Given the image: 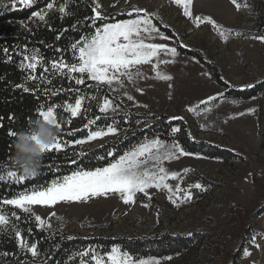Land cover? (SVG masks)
Listing matches in <instances>:
<instances>
[{"label": "rangeland", "instance_id": "rangeland-1", "mask_svg": "<svg viewBox=\"0 0 264 264\" xmlns=\"http://www.w3.org/2000/svg\"><path fill=\"white\" fill-rule=\"evenodd\" d=\"M98 2L101 10L111 12L129 11L130 6H136L154 13L156 21L169 26L166 34H178L180 41L189 46L187 49L200 52L235 87L264 80V42L250 38L258 34L264 0H244L248 7L239 10L231 0H193L194 15L213 18L227 40L211 25L202 23L197 27L194 20L183 15V6L173 0ZM236 32L244 35L237 37ZM154 42L176 46L175 41ZM178 52L174 62L160 64L158 68L161 75L171 76V80L157 78L152 65H142L139 70L144 78L132 82L125 80L124 88L115 94L133 107V102L122 95L126 90L140 105H147V108L133 107L138 112L182 116L196 139L230 149L244 160L203 155L206 158L181 157L165 162L164 166L170 171L180 173L177 180L167 181L173 188L179 185L187 189L197 182L204 186V191L193 189L191 201L177 200L173 204L166 189L153 188L149 189L151 199L138 193L132 204L123 203L116 195L96 197L87 202H61L51 208L32 206L31 212L43 218L55 212L52 218L61 221L58 226H64L73 236L150 238L162 233H201L193 249L180 256H171L170 261L164 257L143 258H154L161 264H264V235H257L259 249L248 243L252 235L264 234V212L261 211L264 207V93L246 101L226 98L211 105L209 112L191 113L188 111L190 105L226 90L217 83L215 72L196 55L182 49ZM162 58L173 60L172 57ZM137 88L143 89V94L137 92ZM249 109L255 111L249 112ZM114 137L109 135L89 144H101ZM185 168L190 171L183 172ZM49 222L46 220L45 228ZM242 247H248L251 256L237 257L243 252ZM104 260L108 264L107 257Z\"/></svg>", "mask_w": 264, "mask_h": 264}, {"label": "snow or ice", "instance_id": "snow-or-ice-1", "mask_svg": "<svg viewBox=\"0 0 264 264\" xmlns=\"http://www.w3.org/2000/svg\"><path fill=\"white\" fill-rule=\"evenodd\" d=\"M173 2L183 6V15L194 20L197 27L202 23L211 25L212 28L219 30L221 37L227 40V35L220 29V26L213 18L194 15L192 11L193 0H173ZM231 2L237 10L241 7H248L246 2L238 3V0H231ZM36 3L37 0H10V5L4 4L3 7L8 8L10 6L12 10L22 11L25 8H32ZM93 3L95 6L92 7V15L85 17V27L89 31L82 32L79 39H75L69 45L72 54L71 61L64 58V53L68 49L56 48L55 51L60 53L59 59L53 58L47 64L44 62L43 56L39 54V49L33 50L31 54L22 53L23 59L20 66L23 69L30 70L25 80H38L40 83L51 85L52 80L49 79V76H59L67 78L69 81L67 88L61 85L59 88L43 89L45 96H57L60 93L74 94V103L67 101L63 105L53 103L47 106L46 110L44 105H40L37 109L38 118L34 122L40 123L43 121L56 130L52 143L47 145L40 144L35 134H32L29 138L40 146L43 153L53 151L57 153L64 152L68 163L70 165H77L76 170L71 171L70 174L56 176L45 185L34 186L31 189L25 188L11 198L0 197V232L13 231L18 241L17 247L22 253L26 255L30 254L33 258L41 255L38 242L29 244L22 236L16 224L12 223L13 220L16 222L21 221V213L31 214L32 206L51 208L61 202H87L96 197L116 195L119 196L123 203L132 204L135 203L138 193H142L151 199L149 189L153 188L157 190L166 189L169 193L168 199L173 204H176L177 200L191 201L193 189L206 190L199 182L190 185L187 189H182L179 185L173 188L167 182L169 179L177 180L180 173L170 171L164 166L165 162L179 160L181 157L206 158L199 152L189 151L180 143L176 137V134L182 131L179 125L170 126L169 136L172 137L171 140L161 139L158 135L150 138L146 134L142 140L124 149L122 154H120V149L116 145L109 146L104 155L96 157L98 161H107L103 166L85 168L82 166V160L87 156V153L83 151L73 152L71 155L76 156V159H72L67 153V149L74 148L76 145H84L97 139H103L109 135L118 136L124 130L122 124L130 127L134 113L123 103L120 97L113 94L124 88L125 80L132 82L137 78H144L143 73L139 70V67L142 65H152L157 78L171 80V76L161 75L158 71L159 65L174 62V58L180 54L178 49H187L189 47L180 41L178 34L173 33L172 35H168L161 31L160 26L154 23L156 19L155 14L150 13L147 9L130 6L129 11L118 14L127 18L116 19L103 13L101 10L102 5L99 4L98 0H93ZM55 7L56 0H50L45 8L32 11L29 20L35 22L33 18H37L39 21L47 23L46 16L48 11L55 9ZM65 9L66 5H61L58 11L61 14H67ZM21 23L27 27L26 22L22 21ZM78 24H80L79 21L73 24L71 26L72 30H77ZM163 27L167 29L169 26L164 25ZM67 31L69 29L65 28L58 33L56 40H59L64 32ZM235 35L239 37L244 34L236 32ZM250 38L264 42V34L252 35ZM156 40L165 42L175 41L176 46L172 47L168 43L154 42ZM2 51L8 54L9 49L4 48ZM26 52L27 46L24 49V53ZM162 57H172L173 60L169 61ZM9 59H11V56H9ZM38 65L43 69L39 77L35 75ZM203 75L210 76L208 73H203ZM220 79H223V77ZM257 86L264 89V81L241 85L240 90H255ZM15 87L22 88L24 92H31L33 95L37 91H40L38 86L33 89L22 84ZM226 87H231V85L226 82ZM136 91L143 94V89L141 88H137ZM104 92L107 94L101 95ZM122 95L128 101L133 102V107L147 108V105H140L136 102L134 96L128 91H123ZM251 98L255 99L256 97L253 95ZM225 99L224 92H217L200 99L195 105H190L188 111L200 115L201 112L211 111V105L216 102H223ZM86 101L89 102L87 105ZM93 101L100 115L88 118V114L92 109L91 102ZM237 102L233 101V103ZM57 109H62L63 113H70V118L65 119L62 114L58 118ZM248 111L254 112L255 109H249ZM117 114L120 116L119 119L117 118ZM76 117L86 119L83 129L88 130L87 135L83 138L72 140L64 139V137H75L77 132L83 130L71 129L67 132L64 131L63 125H67L70 128L72 118ZM8 119L9 121H13L15 117L10 114ZM2 120L3 117H0V121ZM176 120L182 121L183 117H169V124L171 125V121ZM98 121H102L103 126L99 125ZM135 122L136 124H140L143 120L137 118ZM0 127H3L2 123H0ZM151 127V124H145L146 129H151ZM141 131H144V129H141ZM8 135L16 138L18 133L10 128ZM187 136L195 142V137L192 136L191 132L187 133ZM123 139L127 140L129 137L125 135ZM15 164L17 165L16 159ZM47 167L49 171L55 169L58 172L61 166L50 164ZM189 171L190 169H183L185 173ZM36 175V171L25 169L23 174H20L19 168L12 167L5 170L3 165H0V182H5L8 179L20 185L28 178L35 177ZM6 206L11 207L12 211L10 213ZM144 206L148 207L147 204ZM55 215V212H51L47 218L35 215L34 219L37 227H45L46 220L50 221ZM47 227L51 228L50 222L47 223ZM28 231L31 233V229H28ZM188 235L191 236L192 233L189 232ZM257 235L264 234L252 235L248 243L259 249L261 245L257 242ZM0 255H12L17 259V264H31L27 259L19 261L16 253H2ZM75 256L80 257L79 264H88V261L84 257H90V260L94 261L95 264H105L104 258L97 255L96 250L92 248L75 253L74 256L69 257V260H73ZM242 256L244 258L251 256V251L248 247L243 248ZM164 259L170 261L172 257L168 256L164 257ZM53 260L54 257L49 255L45 264H52ZM107 261L108 264H161L160 260L154 258L146 260L134 257L126 251L122 252L117 247H113L107 253Z\"/></svg>", "mask_w": 264, "mask_h": 264}, {"label": "trees", "instance_id": "trees-1", "mask_svg": "<svg viewBox=\"0 0 264 264\" xmlns=\"http://www.w3.org/2000/svg\"><path fill=\"white\" fill-rule=\"evenodd\" d=\"M244 0H238V3H243ZM50 0H37V3L32 8H25L24 10H12L10 6L4 8V4L10 5V0H0V117L3 120L0 123L3 127H0V165H3L4 169L16 167L19 168L20 174H23V170L15 164L16 151L14 148V140L16 138L10 137L8 131L11 128L17 133L24 132L25 134L38 133L40 128L38 124L33 123L37 118V109L40 105L46 107L50 104L63 105L65 101L74 103L73 93H60L57 96H45L43 89L45 88H59L61 85L64 88L69 86L67 78L59 76H49L52 80V84L40 83L38 80H25V77L29 75L30 70L21 68V62L23 54H31L33 50L39 49V54L43 56L44 62L47 64L53 58L59 59L60 53L56 52V48L68 49L64 53V58L71 61L72 54L69 48L71 42L75 39H79L82 32H87L89 29L85 27V17L92 15V7H94L93 0H56V7L53 10H49L46 16V21L41 22L37 18H33L35 22L29 20L32 11H36L45 8ZM61 5H66V13L61 14L58 8ZM105 15L109 17H115L116 19L127 18L126 16H120L119 13H126L127 9L118 11H106L102 10ZM259 15V24L257 33L264 34V10ZM22 21L27 23V27L24 26ZM77 21L80 24L77 25V30H72L71 26L76 24ZM158 26L164 32L167 31L163 25L156 21ZM68 28L69 31L64 32L59 40H56V36L63 29ZM51 29V30H50ZM173 34V33H171ZM43 41V43H41ZM25 46H27V52L24 53ZM8 48V54H5L2 50ZM183 51L194 54L205 65L213 71L214 77L217 83L225 88V96L229 99H235L239 101H246L255 97H259L264 93V89L257 86L255 90L241 91L240 87L231 85L222 76L221 72L215 65H211L207 60L203 58L200 52L191 51L189 49H182ZM11 56V59H9ZM43 69L38 65L35 75L39 77ZM264 81V80H262ZM227 84L231 87H226ZM92 83V82H89ZM24 85L30 89L39 87L40 91H37L35 95L31 92H24L22 88L15 87L16 85ZM83 88L84 86H77ZM90 91V90H89ZM93 94H95L93 92ZM107 94L106 92L101 95ZM119 97L117 94H113ZM89 102L86 101V105ZM124 103V102H123ZM92 109L88 114V118H92L94 115H100L95 102H91ZM134 113L130 127L123 125V131L118 136L105 140L101 144L90 145L86 143L84 145H76L74 148L67 149V153L72 159L77 157L71 155L73 152H85L87 156L82 160V166L85 168H91L95 166H103L107 161H98L97 156L104 155L107 148L111 145H116L122 151L131 145L142 140L147 134L150 138L153 136H159L161 139L171 140L169 136L170 126L179 125L182 129L181 133L176 134L180 143L186 147L189 151L199 152L202 155L210 158L218 159H232V160H244V157L230 149L221 147L215 143L198 140L195 138V142L190 140L187 133L191 132V129L187 121L183 120L171 121L169 124V115L156 114L148 112H138L135 108L131 107L127 103H124ZM14 115L15 119L9 121V115ZM58 118L62 114L65 119L70 118V113H63L62 109H57ZM111 115V113H109ZM159 119H155V118ZM117 118L120 116L117 114ZM143 120L142 123L136 124V119ZM147 118V119H144ZM110 122V121H109ZM86 123V119L82 117L72 118L70 128L67 125H63L65 132L71 129H83V124ZM103 126L102 121L97 122ZM145 124H151V129H146ZM144 129V131H141ZM95 130V128H93ZM87 129H83L76 133L75 137H64V139H77L83 138L87 135ZM135 133V135H133ZM59 134V133H58ZM192 134V132H191ZM127 135L129 139L125 140L123 137ZM192 136H194L192 134ZM103 145V147H101ZM60 165V170L57 172L55 169L48 170V165ZM77 165H70L65 158V153H57L55 151L50 153H44L42 161L37 168V175L35 177L28 178L23 184L17 185L11 180L6 179L5 182H0V197L11 198L19 191L32 187H39L50 182L56 176H63L70 174L71 171L76 170ZM8 212L12 211L10 206H6ZM264 212V207L261 210ZM21 221L12 223L16 224L17 228L21 231L24 239L30 244L38 242V247L41 255L33 258L30 254H25L17 247L18 241L15 238L14 232L11 230L0 232V254L2 253H16L19 261L27 259L31 264H45L47 257L51 255L54 257L52 264H79L80 257L75 256L73 260H69V257L74 256L75 253L82 252L85 249L92 248L96 250V254L107 257V253L111 251L113 247H119L123 252H128L134 257L138 258H150V257H166V256H180L191 249L197 244L201 237L200 232H194L191 236L188 234H171L162 233L150 238H123V237H103V236H73L70 235L64 226H58L61 221L57 219H51L53 227L51 228H38L35 222V215L21 213ZM59 222V223H58ZM28 229H31L29 233ZM243 247L241 248V251ZM240 251V252H241ZM91 255V253H90ZM242 253H239L237 257H240ZM88 264H95L90 260V257H84ZM0 264H17V259L12 255L3 256L0 255Z\"/></svg>", "mask_w": 264, "mask_h": 264}, {"label": "clouds", "instance_id": "clouds-1", "mask_svg": "<svg viewBox=\"0 0 264 264\" xmlns=\"http://www.w3.org/2000/svg\"><path fill=\"white\" fill-rule=\"evenodd\" d=\"M36 124H38L40 131L32 134L37 136L40 144L47 145L52 143L53 138L56 135V130L43 121ZM32 134L20 132L14 143L16 163L23 171L25 169L28 171H36L44 154L41 151L40 146L29 138Z\"/></svg>", "mask_w": 264, "mask_h": 264}]
</instances>
